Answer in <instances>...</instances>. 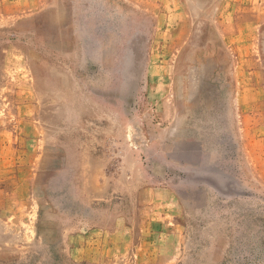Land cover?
I'll use <instances>...</instances> for the list:
<instances>
[{
	"label": "rangeland",
	"instance_id": "1",
	"mask_svg": "<svg viewBox=\"0 0 264 264\" xmlns=\"http://www.w3.org/2000/svg\"><path fill=\"white\" fill-rule=\"evenodd\" d=\"M1 128L0 264H264V0H0Z\"/></svg>",
	"mask_w": 264,
	"mask_h": 264
},
{
	"label": "crops",
	"instance_id": "2",
	"mask_svg": "<svg viewBox=\"0 0 264 264\" xmlns=\"http://www.w3.org/2000/svg\"><path fill=\"white\" fill-rule=\"evenodd\" d=\"M17 131L9 130L5 128L0 129V174L1 179L2 177L5 179H9L13 184L20 182L22 178V170H23V163L20 162V156H18V153L21 151V147L17 145H9L7 142L3 141L2 139H8L9 137H18ZM10 182L9 185H12ZM11 189V188H10ZM14 192H9L5 194V198H9V200L12 202L16 197ZM16 202V199H15ZM18 204H21L19 200H17ZM8 201H5V205H1V210L5 213H2V216L9 217V215H6V212L11 214L14 211L10 210ZM11 216V215H10Z\"/></svg>",
	"mask_w": 264,
	"mask_h": 264
}]
</instances>
